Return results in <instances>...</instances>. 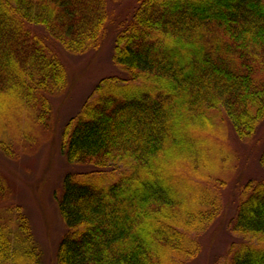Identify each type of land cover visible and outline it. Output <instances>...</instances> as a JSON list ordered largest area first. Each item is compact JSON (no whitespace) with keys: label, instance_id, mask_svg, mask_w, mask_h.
I'll use <instances>...</instances> for the list:
<instances>
[{"label":"trees","instance_id":"obj_1","mask_svg":"<svg viewBox=\"0 0 264 264\" xmlns=\"http://www.w3.org/2000/svg\"><path fill=\"white\" fill-rule=\"evenodd\" d=\"M113 1L0 0L6 160L52 136V100L68 86L58 53L100 49ZM135 1L115 24L117 72L62 128L61 154L86 168L67 172L55 196L64 234L54 264H194L212 225L225 226L228 155L216 146L213 157L212 136L228 129L249 144L264 124V0ZM255 157L264 170V139ZM245 178L228 195L238 200L225 264H264V178ZM0 264H43L1 170Z\"/></svg>","mask_w":264,"mask_h":264},{"label":"rangeland","instance_id":"obj_2","mask_svg":"<svg viewBox=\"0 0 264 264\" xmlns=\"http://www.w3.org/2000/svg\"><path fill=\"white\" fill-rule=\"evenodd\" d=\"M135 5V0L110 2L113 17L110 28L106 31L101 47L97 51L72 55L60 49L58 54L66 66L68 86L61 96L52 100V136L43 141L36 152L18 160L8 161L0 153V170L15 186L16 199L22 204L43 253V264H54V250L64 234L63 221L55 200V196L60 194L63 176L67 172H80L86 168L85 165L67 163L61 154L62 128L70 118L78 115L82 104L92 93L97 81L117 72V66L111 58L113 35L117 26L115 24L129 17ZM259 129L251 143L244 145L230 139L227 135L228 129L225 133L216 134L215 132L214 134L218 136H212L214 145L211 149L216 151L213 157H221L219 151L214 148L216 146H222L224 150L221 151L228 155L227 158L222 156L225 158L224 173L230 180L228 188H224L221 192L223 205H226L223 221L225 226L212 225L213 227L208 231L210 233L207 232V237L201 241V250L194 264H225L232 257L230 246L236 237L229 230V222L235 215L238 198L237 196L230 198L228 195L234 193V187L243 181L245 175L252 180L264 178V170L254 166L257 160L255 155L264 139V124L261 123ZM206 138L209 136L206 135ZM255 146L257 151L254 154L252 149ZM219 165L222 170V164L219 163Z\"/></svg>","mask_w":264,"mask_h":264}]
</instances>
